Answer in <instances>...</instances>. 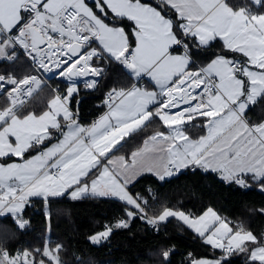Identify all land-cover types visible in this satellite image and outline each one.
Instances as JSON below:
<instances>
[{
    "label": "snow or ice",
    "instance_id": "obj_1",
    "mask_svg": "<svg viewBox=\"0 0 264 264\" xmlns=\"http://www.w3.org/2000/svg\"><path fill=\"white\" fill-rule=\"evenodd\" d=\"M253 7L264 9V0H93V6L85 0H0V59L15 63L22 49L33 71L55 69L73 81L38 114L23 109L41 79L0 74V89L11 86L0 108V217L11 214L22 229L27 222L20 213L30 197L47 201L71 190L72 199L117 197L131 206L129 218L144 219L147 200L128 191L132 179L154 173L163 181L190 167L264 190V117L257 122L247 115L264 100V11ZM218 40L220 52L213 51ZM102 61L137 81L150 78L154 90L135 83L110 88L108 110L85 125L70 107L78 94L74 78L94 77L85 83L95 89V78L105 74ZM197 120L205 134L193 139L186 126ZM157 121L164 130L145 135L128 158L113 159L122 141ZM13 157L19 161L9 162ZM169 217L226 254L246 252L250 262L264 264V237L242 225L234 229L211 207L199 216L165 207L147 222ZM111 232L105 225L90 240L99 243ZM62 248L46 244L15 255L0 248V264H62ZM171 251H162L165 260ZM188 264L221 261L191 258Z\"/></svg>",
    "mask_w": 264,
    "mask_h": 264
},
{
    "label": "trees",
    "instance_id": "obj_2",
    "mask_svg": "<svg viewBox=\"0 0 264 264\" xmlns=\"http://www.w3.org/2000/svg\"><path fill=\"white\" fill-rule=\"evenodd\" d=\"M213 51H221L219 42H216ZM223 51L227 52V49ZM229 55L239 57L237 54ZM99 66L104 68L105 74L96 89L89 91L79 85L78 94H74L71 101L70 107L74 113L78 109L82 121H91L106 112L104 98L110 88L134 84L133 78L116 63L102 61ZM9 72L17 78L34 74L32 66L22 57L15 63H0V74ZM49 81L54 87L60 86L61 93L68 88L57 78H50ZM46 91L54 95L48 89ZM6 103L0 101V108ZM30 105L27 111L42 113L48 103L38 97ZM247 115L259 122L264 117V100H258ZM199 125H187L186 132L193 138L198 136L195 129ZM200 126L203 132V125ZM157 130H164L158 121L135 135V138H126L115 153L130 155L141 145L145 135ZM15 159L13 157L10 161ZM250 184V187L242 188L223 181L215 172L189 169L163 181L145 175L130 186V192L145 196L147 186L158 190V200L148 210L152 217L160 214L165 207L193 216H199L211 207L231 227L236 229L242 225L259 239L264 237V214L259 211L264 209V190L258 184ZM128 210H131V206L112 198L84 196L72 199L68 194L50 197L47 201L36 198L21 214V218L27 222L24 228H19L11 215L0 217V247L13 253L24 249H43L46 244L49 247L60 244L63 246L60 252L62 264H187L185 257L189 253L198 259L220 260L221 264H253L246 252L234 251L228 256L222 249L206 244L204 238L175 218L160 222L164 232L156 234L137 216L129 218L126 215ZM120 220L127 221L128 227H116ZM105 225L112 228L109 237L99 245L92 244L90 237L104 231ZM170 247H175L176 251L165 260L162 251ZM221 256L229 258L223 260Z\"/></svg>",
    "mask_w": 264,
    "mask_h": 264
},
{
    "label": "crops",
    "instance_id": "obj_3",
    "mask_svg": "<svg viewBox=\"0 0 264 264\" xmlns=\"http://www.w3.org/2000/svg\"><path fill=\"white\" fill-rule=\"evenodd\" d=\"M85 2H86V0H85ZM87 3V2H86ZM88 4V3H87ZM89 6H91L90 4H89ZM255 9L253 10V11H264V9H258V8H256V7H254ZM217 42H219L221 45H222V41H217ZM218 47V46H217ZM219 49V48H218ZM237 55H239V54H237ZM233 58H239V57H233ZM2 62H8L7 60H4V59H0V63H2ZM32 75H35V74H32ZM133 78V77H132ZM133 81H134V83L135 84H137V86H140V87H143L142 86V83H144L146 86L145 87H143V88H147L148 90H154V84L150 81V78H148V77H144L143 79H141V80H139V81H137V80H135L134 78H133ZM45 86V87H44ZM149 86V87H148ZM6 87L8 88V86L7 85H5L4 86V89H0V101H2V102H4V101H6L7 102V97H6V95H5V90H6ZM44 87V88H43ZM10 88V87H9ZM49 90V91H51L53 94H56L52 89H51V87L50 86H48V85H45V84H43L42 82H41V87L36 91V92H34L33 93V96H32V98H31V100L27 103V104H25L24 105V109H23V111H27V110H29V108L31 107V103L33 102V100L35 99V98H41V100H44V102L45 103H49V101L53 98V96L54 95H52L50 92H48V91H46V90ZM48 110V107H47V109L45 110V111H47ZM108 110V109H107ZM106 110V111H107ZM74 112V111H73ZM39 114V113H38ZM104 114V113H103ZM99 118V117H98ZM98 118H96V119H98ZM96 119H94V120H96ZM93 120V121H94ZM93 121H88V122H86V121H82L80 118H79V122L80 123H82V124H85V125H87V124H90L91 122H93ZM192 123H199L200 125H202V123H201V121L200 120H197V121H193ZM198 126L199 128L198 129H195L196 130V134L198 135V136H195L194 138L189 134V133H187L186 132V134H188L191 138H193V139H196V138H198L199 136H201V135H204L205 134V129L203 130V132H202V127L201 126ZM124 141H122L121 142V144L123 143ZM53 143H55V141H53ZM118 147H120V146H117V148ZM115 150L116 149H114L113 150V152L115 153ZM34 154V153H33ZM119 156H124L125 158H128L130 155H125V154H119V153H115V155L113 156V159H115V158H117V157H119ZM16 158V157H15ZM14 161H19V158H17V159H15ZM10 162H13V161H10ZM189 169H194V170H196V169H199V168H188V169H181L179 172H177L176 173V175H179V174H181V173H183V172H185L186 170H189ZM200 170H202V169H200ZM203 171H205V170H203ZM145 175H152V176H155V177H157L154 173H143V174H140V175H138L137 177H134L133 179H132V182L128 185V191L130 192V186H132L136 181H138L141 177H143V176H145ZM176 175H173V176H171V177H174V176H176ZM171 177H168V178H171ZM158 178V177H157ZM92 179H95V177L93 176L92 177ZM71 190H69V192H70ZM69 192H66L65 194H68L69 195ZM131 193V192H130ZM64 194V195H65ZM63 196V195H62ZM70 196V195H69ZM84 196H93V195H84ZM84 196H82V197H84ZM60 197V196H59ZM96 197H99V196H96ZM36 198H43V197H39V196H34V197H30L29 198V200H28V202L25 204V207L23 208V210H22V212L20 213V216H21V214L23 213V211L25 210V208L27 207V206H30L31 204H32V202H33V200L34 199H36ZM50 198V197H49ZM81 198V197H80ZM103 198H112V199H116V200H120L119 198H117V197H103ZM44 199V198H43ZM79 199V198H78ZM120 201H122V200H120ZM8 215H11V214H8ZM12 216V215H11ZM170 218H173V217H169L167 220H169ZM15 219V218H14ZM175 219H177V218H175ZM177 220H179V219H177ZM180 221V220H179ZM163 222H166V221H163ZM182 222V221H181ZM183 223V222H182ZM184 224V223H183ZM186 225V224H185ZM187 226V225H186ZM188 227V226H187ZM191 229V228H190ZM206 243V242H205ZM207 244V243H206ZM209 245V244H208ZM210 246H212V245H210ZM213 247V246H212ZM215 248V247H214ZM216 249H218V248H216ZM219 250H221V249H219ZM206 259V258H205ZM208 260H211V261H216L215 259H208Z\"/></svg>",
    "mask_w": 264,
    "mask_h": 264
},
{
    "label": "built area",
    "instance_id": "obj_4",
    "mask_svg": "<svg viewBox=\"0 0 264 264\" xmlns=\"http://www.w3.org/2000/svg\"><path fill=\"white\" fill-rule=\"evenodd\" d=\"M53 35H54V37L56 36V34H53ZM17 57H18V58H19V57L24 58V59H25V60H26L31 66H32V68L34 67L33 64H32V62H31V60H30V58L27 57V56L25 55V53H24V51H23L22 49H17ZM9 63H10V62H9ZM34 74L37 75L39 79H41V82H42L43 84L50 86L51 89H52L56 94L63 96V95L66 93L67 90H66L64 93H61V87H60V86L54 87V86L51 85V83H50V81H49V78L54 77L56 73H55L54 75H48L47 72H42V71L36 70V71H34ZM59 79H61V78H59ZM100 79H101V77H98V78H97L98 81H100ZM61 80H63V79H61ZM63 81L66 82V83L68 84V87L72 84V83H70V82H68V81H65V80H63ZM82 83L86 84L85 82H82ZM98 83H99V82H98ZM7 86H8V87H11L10 85H7ZM76 86L78 87V84H76ZM142 86L145 87V84L142 83ZM6 88H7V87H6ZM118 88H120V87H118ZM95 89H96V88H95ZM95 89H90V88H88L87 90L92 91V90H95ZM78 91H79V89H78ZM108 91H109V90H108ZM108 91H107V92H108ZM107 92H106V93H107ZM31 98H32V97H31ZM31 98H27V99H26V104L31 100ZM105 99H106V94H105L104 101H105ZM93 120H94V118L91 119V121H93ZM192 170H194V169H192ZM146 192H147V194H146L145 196L139 194L141 197H143L145 200H147V207H146V209H145L147 215H146V217H145L144 219H141V218H140V220H141L142 222H145L146 224H148L149 228H150L152 231H154L156 234H158V233H163V232H164V226H163L160 222L157 223V224H150V223L147 222L148 219L153 218V217L149 214L148 210H149V208H150V206H151L152 204H154V203L157 202L158 197H159V192H158V190H157L156 188H154L153 186H147V188H146ZM137 217L139 218V216H137ZM0 248L5 249L4 247H0ZM168 249H171V250H172V251L170 252V255L176 251L175 247H170V248H168ZM168 249H166V250H168ZM7 251H8V250H7ZM8 252H9L11 255H15L17 252H20V250H19V251H15V252H13V253H11L10 251H8ZM189 254H191V257L189 256ZM189 254L185 257V260H186L187 264H188L189 259H191V258H195L194 255H193L192 253H189ZM231 254H232V253H231ZM231 254H227V255L229 256V255H231ZM170 255H169V256H170Z\"/></svg>",
    "mask_w": 264,
    "mask_h": 264
},
{
    "label": "bare ground",
    "instance_id": "obj_5",
    "mask_svg": "<svg viewBox=\"0 0 264 264\" xmlns=\"http://www.w3.org/2000/svg\"><path fill=\"white\" fill-rule=\"evenodd\" d=\"M56 73V70L54 69L52 72H47V74L48 75H54ZM61 79H63V80H67L65 77L63 78H61ZM91 79H94V77H92V76H88V77H76V78H74V82L76 83V82H86L87 80H91ZM95 79H97V78H95ZM71 83H73V81H70Z\"/></svg>",
    "mask_w": 264,
    "mask_h": 264
},
{
    "label": "rangeland",
    "instance_id": "obj_6",
    "mask_svg": "<svg viewBox=\"0 0 264 264\" xmlns=\"http://www.w3.org/2000/svg\"><path fill=\"white\" fill-rule=\"evenodd\" d=\"M43 72V71H42ZM53 78H57V79H59V78H62V76H59V75H57V74H55V76L53 77ZM64 78V77H63ZM59 80H61V79H59ZM62 81V80H61ZM65 81H68V80H65ZM63 82V81H62ZM68 82H70V81H68ZM71 83V82H70ZM75 84H78V86L79 85H82V86H84V87H86V84H84V83H82V82H76ZM68 85V84H67ZM86 89H88L87 87H86ZM174 175H176V173L174 174ZM171 219V218H170ZM166 221H168V220H166ZM184 223V222H183ZM190 228V227H189ZM193 230V229H192ZM194 231V230H193ZM109 237V236H108ZM107 237V238H108ZM106 239H102L99 243H93L91 240V243L92 244H94V245H99V244H101L102 242H104ZM48 245V244H47Z\"/></svg>",
    "mask_w": 264,
    "mask_h": 264
},
{
    "label": "water",
    "instance_id": "obj_7",
    "mask_svg": "<svg viewBox=\"0 0 264 264\" xmlns=\"http://www.w3.org/2000/svg\"><path fill=\"white\" fill-rule=\"evenodd\" d=\"M86 2L90 5H93V0H86ZM229 257L228 256H221L220 259L227 260Z\"/></svg>",
    "mask_w": 264,
    "mask_h": 264
}]
</instances>
